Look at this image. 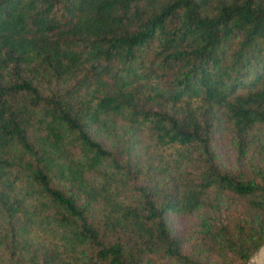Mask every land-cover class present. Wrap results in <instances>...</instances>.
I'll return each instance as SVG.
<instances>
[{
  "label": "trees",
  "instance_id": "obj_1",
  "mask_svg": "<svg viewBox=\"0 0 264 264\" xmlns=\"http://www.w3.org/2000/svg\"><path fill=\"white\" fill-rule=\"evenodd\" d=\"M263 240L264 0H0V264Z\"/></svg>",
  "mask_w": 264,
  "mask_h": 264
},
{
  "label": "water",
  "instance_id": "obj_2",
  "mask_svg": "<svg viewBox=\"0 0 264 264\" xmlns=\"http://www.w3.org/2000/svg\"><path fill=\"white\" fill-rule=\"evenodd\" d=\"M246 264H264V240L248 258Z\"/></svg>",
  "mask_w": 264,
  "mask_h": 264
},
{
  "label": "rangeland",
  "instance_id": "obj_3",
  "mask_svg": "<svg viewBox=\"0 0 264 264\" xmlns=\"http://www.w3.org/2000/svg\"><path fill=\"white\" fill-rule=\"evenodd\" d=\"M222 154L226 156L225 152H223ZM183 220H184V225H185V227H186V225H187L186 222H187L189 219H183Z\"/></svg>",
  "mask_w": 264,
  "mask_h": 264
}]
</instances>
